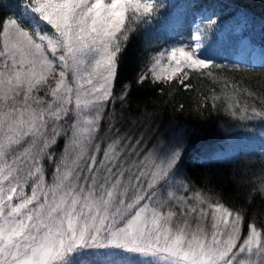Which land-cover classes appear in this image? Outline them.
Segmentation results:
<instances>
[{
    "label": "snow or ice",
    "instance_id": "6c2138e0",
    "mask_svg": "<svg viewBox=\"0 0 264 264\" xmlns=\"http://www.w3.org/2000/svg\"><path fill=\"white\" fill-rule=\"evenodd\" d=\"M171 6L0 0V264H264V229L249 222L242 235L246 209L227 206L181 173L182 136L148 148L144 132L116 128L118 116L127 119L134 88L150 84L163 97L175 82L192 91L194 75L219 87L196 90L199 119L215 114L249 133L250 123L264 124V94L214 71L264 74V57L251 67L218 62L211 17L158 52H148L145 39L147 59L132 80L122 78L130 41L147 36ZM247 23L241 13L240 24ZM144 120L151 114L132 122ZM260 137L264 165V131ZM45 162L54 165L50 181ZM248 172L234 169L233 181L249 186V202L264 198V166L251 180Z\"/></svg>",
    "mask_w": 264,
    "mask_h": 264
},
{
    "label": "trees",
    "instance_id": "16d2710c",
    "mask_svg": "<svg viewBox=\"0 0 264 264\" xmlns=\"http://www.w3.org/2000/svg\"><path fill=\"white\" fill-rule=\"evenodd\" d=\"M181 0H166L173 6L166 8L162 12L164 21L162 24L170 26V29L159 38L160 43H157V38L151 34V28L148 30L147 36L144 34L136 35L129 43L128 48L123 56V79L132 80L139 70V67L144 60L147 59L148 52H158L161 48L168 44L167 33L172 34V20L176 16L179 10L174 7L176 2ZM192 1V0H191ZM4 2H7L4 0ZM185 9L188 12L192 11L196 16L204 13L209 7V17L217 22L213 25L212 33H210L211 39L216 36V33L221 30L222 27H226L225 23L230 19L236 17L237 8H245L248 11H252L260 16L264 17V0H198V7L193 8L192 4H189V0L184 3ZM233 6V7H232ZM208 17V16H207ZM207 19H197L195 23ZM251 22H258L260 24V39L258 40V34L251 35L252 42H257L260 45H264V23L259 21L255 17L250 18ZM230 23V22H229ZM158 22L154 25L157 26ZM151 41L152 46L148 52L144 51V40ZM166 42V43H165ZM236 49L234 44L229 51L228 56L231 57ZM221 63H228L222 62ZM231 63V62H230ZM248 67V66H242ZM217 75L227 77L241 84L242 87L256 92L257 94H264V74L258 72H234L231 69L214 70ZM194 85L192 91H185L173 82L172 88L165 87L164 96L161 97L157 91L146 84L139 92L133 89V93L130 97V108L125 110L123 115L127 119L121 120L118 116L116 128L121 133L127 132L129 135H139L141 132L145 133V138L148 140L147 147L151 148L154 144L161 141V139L170 130H181L186 134L187 146L184 150V157L180 163L181 173H186L189 178L195 183L196 187L204 188L205 191L211 189L213 196H219L220 199L231 208H245V222L244 227L247 228L249 222H255L258 228L264 229V198L254 196L249 202L246 192L248 185H237L232 179V173L234 169H240L241 167H247L249 169L246 179L251 180L254 175H260V169L262 166L260 160H254V163L245 164V160L238 158L231 162L224 161H200L199 158L213 156L217 150L224 148L227 145V140L232 138L226 130L223 122L231 123L223 117H217L215 114L209 117L207 120L199 119L192 109L196 106V90L199 89L202 94L209 93V90L215 87V90L219 92V87L213 85V83L206 79H196L195 75L189 81ZM119 85L116 92L119 94ZM171 92V96L169 93ZM40 96H44V92L39 93ZM167 101V103H165ZM243 102V101H242ZM258 103V102H257ZM180 104H183V111H175ZM210 106V105H209ZM111 108V106H110ZM117 111L119 113L120 105L116 104ZM142 112L151 114V122L144 120L133 124V119L139 116ZM71 123V121H69ZM254 126V124H252ZM264 124H255V126H263ZM108 129V120L102 122V128L100 135L103 136ZM115 131V129H113ZM238 136V135H235ZM233 136V137H235ZM64 143V139L61 138L58 141L57 146L53 148L54 152L59 151L61 145ZM204 155V156H203ZM46 169V179L52 174V167Z\"/></svg>",
    "mask_w": 264,
    "mask_h": 264
},
{
    "label": "rangeland",
    "instance_id": "374dc122",
    "mask_svg": "<svg viewBox=\"0 0 264 264\" xmlns=\"http://www.w3.org/2000/svg\"><path fill=\"white\" fill-rule=\"evenodd\" d=\"M240 14L241 13H238L236 17L227 21V23H225L226 27L224 29H221L216 34L215 40L212 41L216 51L219 52V56L217 58L220 61L227 60L226 59L227 53H224L222 55L220 53L222 51L228 52L230 47L235 42L237 43V48L234 52V56L232 57V60L234 62H239V61L252 62L253 60H254L253 62H257L259 57L260 59L262 58V55H261L262 52L259 49H257L256 46L250 44V41L246 33L240 32V31H243V29H247V28L248 30H251L252 27H255L254 32H257L260 30V25L258 23H253L249 21L247 25H241L240 24ZM207 16L209 15L205 11L202 17L207 18ZM160 20H163V19L161 18ZM161 30L162 28H159L158 26H154L151 28V34L153 35V37L159 40V37H161ZM189 34L190 33H184L182 31H177L176 33H172L167 36L168 44H173L176 42V40L179 39L180 36L187 37ZM220 45H221V49H218ZM223 125L225 126L226 130H228L230 134L229 137H232V138L226 141L227 145L224 149L216 152V154L212 156L211 158L200 157L199 158L200 161L210 162L216 159V160L228 162L230 160H234L238 158H241L244 160H252V161L257 160V159L260 160V151H261L260 150V144H261L260 132L264 131V125L263 126H253L252 123H250L248 126L250 128L254 127V131L251 133L247 132L243 128H235L232 126L231 123L223 122ZM235 135H238V136H235ZM178 136H182L184 138L185 148H186L187 143H188L186 134L179 129L168 131L166 135H164V137L161 139V141H163L164 146H167L169 142H171L175 137H178ZM63 146H64V143L61 145V148L59 149V151L56 152L57 154H59L63 150ZM44 167L54 168V165H51L48 162H45ZM50 180H51V176L49 177V181ZM242 235H247V228L242 230Z\"/></svg>",
    "mask_w": 264,
    "mask_h": 264
}]
</instances>
